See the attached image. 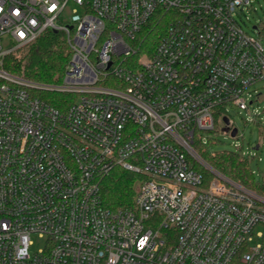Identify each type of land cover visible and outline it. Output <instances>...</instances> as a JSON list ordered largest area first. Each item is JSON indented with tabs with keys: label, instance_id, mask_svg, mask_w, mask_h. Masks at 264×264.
I'll return each instance as SVG.
<instances>
[{
	"label": "built area",
	"instance_id": "obj_1",
	"mask_svg": "<svg viewBox=\"0 0 264 264\" xmlns=\"http://www.w3.org/2000/svg\"><path fill=\"white\" fill-rule=\"evenodd\" d=\"M252 4L0 0V264H264V197L194 147L219 120L231 134L227 106L249 109L264 80V45L236 18ZM159 9L175 17L140 53ZM47 32L69 47L62 81L12 73ZM116 167L140 176L130 208L103 203Z\"/></svg>",
	"mask_w": 264,
	"mask_h": 264
},
{
	"label": "trees",
	"instance_id": "obj_2",
	"mask_svg": "<svg viewBox=\"0 0 264 264\" xmlns=\"http://www.w3.org/2000/svg\"><path fill=\"white\" fill-rule=\"evenodd\" d=\"M175 13L163 9L145 26L138 36L142 41L141 53L153 52L161 37L166 33ZM70 51L65 37L61 33L47 32L27 49L8 59V69L29 80L57 84L62 81ZM40 96L54 107L64 109L73 102L74 97L57 92H40ZM208 162L218 171L244 187L264 197V175L256 181L249 161L240 154L224 152L206 156ZM211 175L208 174L207 177ZM140 176L122 167H116L106 176L101 185L104 205L111 210L130 208L137 194V182Z\"/></svg>",
	"mask_w": 264,
	"mask_h": 264
},
{
	"label": "rangeland",
	"instance_id": "obj_3",
	"mask_svg": "<svg viewBox=\"0 0 264 264\" xmlns=\"http://www.w3.org/2000/svg\"><path fill=\"white\" fill-rule=\"evenodd\" d=\"M236 18L246 32L260 38L264 45V0H253L251 6L238 10ZM253 26H259L258 30L253 29ZM141 42L137 40V46ZM142 50L143 47L140 46V53ZM251 90L256 93L255 98L250 99L253 103L249 109L241 110L227 106L228 116L233 122V128L238 130V135L233 137L224 132L223 124L218 119L213 134L202 133L205 144L201 145L197 142L194 147L207 163L209 162L205 155L212 156L224 152L240 154L249 161L251 171L258 182L264 175V80L256 83ZM258 145L259 148H257ZM198 168L201 167L198 166ZM33 239L36 246L32 248V251L42 246L40 240L35 237Z\"/></svg>",
	"mask_w": 264,
	"mask_h": 264
},
{
	"label": "water",
	"instance_id": "obj_4",
	"mask_svg": "<svg viewBox=\"0 0 264 264\" xmlns=\"http://www.w3.org/2000/svg\"><path fill=\"white\" fill-rule=\"evenodd\" d=\"M253 29H257V26H253ZM224 122L226 123V124H228L229 123V120H228V118H224ZM236 133H237V129L236 128H234L233 129V131H232V133H231V136H235L236 135ZM257 148H259V145L257 146Z\"/></svg>",
	"mask_w": 264,
	"mask_h": 264
}]
</instances>
